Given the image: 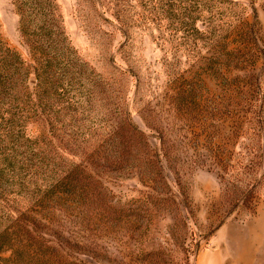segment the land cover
Here are the masks:
<instances>
[{
    "label": "rangeland",
    "instance_id": "1",
    "mask_svg": "<svg viewBox=\"0 0 264 264\" xmlns=\"http://www.w3.org/2000/svg\"><path fill=\"white\" fill-rule=\"evenodd\" d=\"M0 264H264V0H0Z\"/></svg>",
    "mask_w": 264,
    "mask_h": 264
},
{
    "label": "trees",
    "instance_id": "2",
    "mask_svg": "<svg viewBox=\"0 0 264 264\" xmlns=\"http://www.w3.org/2000/svg\"><path fill=\"white\" fill-rule=\"evenodd\" d=\"M35 71H36V68H35ZM36 75H37V83H36V85L38 86L40 83H41V74H40V72H38V70H37V73H36Z\"/></svg>",
    "mask_w": 264,
    "mask_h": 264
}]
</instances>
